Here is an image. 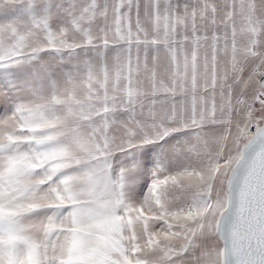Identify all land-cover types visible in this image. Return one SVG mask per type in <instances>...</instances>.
<instances>
[{
  "label": "snow or ice",
  "instance_id": "obj_1",
  "mask_svg": "<svg viewBox=\"0 0 264 264\" xmlns=\"http://www.w3.org/2000/svg\"><path fill=\"white\" fill-rule=\"evenodd\" d=\"M0 264H264V0H0Z\"/></svg>",
  "mask_w": 264,
  "mask_h": 264
}]
</instances>
